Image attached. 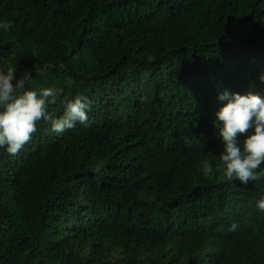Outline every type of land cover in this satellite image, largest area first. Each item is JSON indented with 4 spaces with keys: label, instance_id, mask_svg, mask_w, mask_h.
<instances>
[{
    "label": "trees",
    "instance_id": "trees-1",
    "mask_svg": "<svg viewBox=\"0 0 264 264\" xmlns=\"http://www.w3.org/2000/svg\"><path fill=\"white\" fill-rule=\"evenodd\" d=\"M4 20L0 71L93 122L0 147V264H264V179L224 177L213 123L224 90L264 99V0H0Z\"/></svg>",
    "mask_w": 264,
    "mask_h": 264
},
{
    "label": "clouds",
    "instance_id": "clouds-1",
    "mask_svg": "<svg viewBox=\"0 0 264 264\" xmlns=\"http://www.w3.org/2000/svg\"><path fill=\"white\" fill-rule=\"evenodd\" d=\"M12 22L0 21V29L11 31ZM16 70L9 66L6 71H0V147L6 146L9 154H17L37 132V123L41 120L51 123V130L62 134L71 130L79 122L90 127L93 121L89 120L87 111L90 108L88 97L78 95L64 104L63 115L52 119L47 112L49 103H55L57 93L54 89L45 88L39 94L36 91L24 90L26 79L17 80ZM264 81V75L260 77ZM15 81V83H14ZM220 100L228 102L216 113L213 122L219 129L223 140V151L218 159L228 181H239L248 184L250 181L264 179V99L257 94L240 95L224 90ZM254 127V134L243 141L237 140L238 133H245ZM260 169L259 171H256ZM200 171L211 179L216 169L208 160L201 162ZM256 207L264 211V197L256 201ZM238 223L230 226V231H236ZM200 239H209L221 254L228 247V236L223 231L218 233L212 228L203 226Z\"/></svg>",
    "mask_w": 264,
    "mask_h": 264
},
{
    "label": "rangeland",
    "instance_id": "rangeland-1",
    "mask_svg": "<svg viewBox=\"0 0 264 264\" xmlns=\"http://www.w3.org/2000/svg\"><path fill=\"white\" fill-rule=\"evenodd\" d=\"M252 92L254 91V89L251 90Z\"/></svg>",
    "mask_w": 264,
    "mask_h": 264
}]
</instances>
